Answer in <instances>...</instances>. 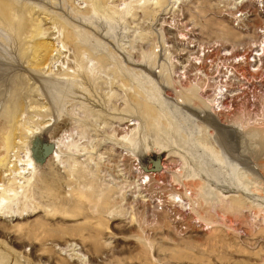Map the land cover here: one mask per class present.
Here are the masks:
<instances>
[{
    "label": "rangeland",
    "instance_id": "374dc122",
    "mask_svg": "<svg viewBox=\"0 0 264 264\" xmlns=\"http://www.w3.org/2000/svg\"><path fill=\"white\" fill-rule=\"evenodd\" d=\"M10 1L56 4L49 11L84 29L70 19L88 8L83 0ZM157 1L99 6L107 16L121 13L102 25L111 38L97 41L106 43L111 59L105 67L90 62L92 87L42 81L75 64L72 50L62 52L64 28L49 14L34 17L41 30L36 41L52 47L38 67L23 58L27 39L17 26L0 25V115L15 93L23 107L5 163L29 158L39 176L62 177L60 186L41 189L51 197L39 212L2 216L0 264H264V87L256 84L264 79V58L258 73H244L252 86L243 96L256 95L259 104L248 113L241 98L228 117L210 112L198 72L205 68L194 61L205 49L233 56L259 44L264 0L263 8L255 0ZM246 8L254 9V18L235 22ZM56 96L70 102L60 108ZM132 116L137 133L121 147L117 135L136 127ZM62 144H73L74 161Z\"/></svg>",
    "mask_w": 264,
    "mask_h": 264
},
{
    "label": "bare ground",
    "instance_id": "6f19581e",
    "mask_svg": "<svg viewBox=\"0 0 264 264\" xmlns=\"http://www.w3.org/2000/svg\"><path fill=\"white\" fill-rule=\"evenodd\" d=\"M23 1L27 2V0H23ZM31 1H34V2L37 1L38 2V1H45V0H31ZM255 1L257 3H260V0H255ZM83 2L88 4V8L86 7L85 10L79 12L78 14L76 13L75 15L71 16L72 18H70V19H71V21L76 23L77 26L84 27V29H86V30H84V29L83 30H81V29L76 30L75 29L76 27L74 28L73 25L70 24V22H65L64 19L62 18V16L58 14V12L55 13V12L49 11L48 7L56 10L57 9L56 4H53V3L49 4L48 2H44V6L46 7L45 8L43 6L39 7L38 5H36L34 3H31L30 5H29V3H25L28 5V7L27 6L25 7L24 5H23V7H21V6L17 7L15 5V3H12L10 0H0V25L9 27L10 29L13 26L14 27L17 26V30H18V32H20L19 34H21V36L24 35V38L27 39V41L24 40V42H23L24 43L23 45L27 46L25 48L26 53L23 52V54H24L23 58L25 57L27 59V62H29V64L33 67H38V66L46 63L48 58H49L50 53L52 52V47L49 44L39 43L36 41L37 40L36 37L41 34V30L38 28V23L36 20H34V17L36 15L38 17L39 13L45 14V15L49 14L51 16V18L53 19L54 25L59 24V26L64 28L63 29V37H62V40L64 42L61 45V48L63 50L62 52H65L64 51L65 49L66 50L68 49V51L72 50L71 53H73V59H75V64L72 67V66H69L67 63V66L65 69L60 67V69L58 70L57 73H54L53 76H50L48 79H44L42 81L53 80L58 85H60V84L72 85L73 84V86H75V87L78 85L79 86L86 85L87 87L88 86L92 87V85H94V83L91 80L89 71L91 73V70H92L91 68H93V67L89 66L90 62L92 60H97L98 63L100 64V66L105 67L108 60L111 59L108 55V52H109V51H107L108 49L106 50V43L104 42V41H108L107 39L111 38V37L108 33L109 31L108 32L105 31V33H102V30H103L102 25L106 26L108 24L107 23L108 19H110L112 21L113 20L116 21V18L120 16L121 12H119L117 10L112 11V13H109V16H107L106 13L103 14V10L101 11L99 6L102 4H105L107 2V0H83ZM157 2H158L157 3L158 5L161 3L163 4V0H158ZM21 4H24V3H21ZM63 5H62V7L64 8ZM23 9L25 12L23 11ZM26 14H28L29 16H27ZM66 18H68V17H66ZM28 26H30L31 29L28 31H25V27H28ZM68 26H70V27H68ZM61 27H60V29H61ZM11 34H13V33H11ZM96 37H98V38H96ZM98 39H101V40L103 39L104 40L103 43L101 41H97ZM112 41H114V39H112ZM61 42H60V44H61ZM60 51H61V49L60 50L58 49L59 53H60ZM128 60H129L128 61L129 64L134 65V62L131 61L130 58H128ZM68 62L70 63V61H68ZM130 67H132V66H130ZM31 77L33 80H36L35 75H32ZM120 77H121V81H122L123 78L125 77V75H123V76L121 75ZM78 79H80V80H78ZM14 81H15V79H14ZM77 83H78V85H77ZM14 85L19 86L20 82H19V84L14 83ZM62 85H61V87H62ZM101 85H102V83H97L96 86H94L95 90H96L97 86H101ZM46 86L47 85L45 84V87ZM121 87H124L123 82L121 84ZM136 87H138V86L136 85ZM15 88H16V86H15ZM84 88H85V89H83V95H85L84 100L89 102L90 99L87 97V93H86L87 88L86 87H84ZM46 89H47L46 99L50 101V99H52V96L48 94L49 90L47 87H46ZM140 90H142V89H140ZM140 90L139 89L136 90V94H135L136 96L140 95ZM15 94H14V96L12 95V97L7 100V102H6L7 104L3 108L1 115H0V117L2 118V120H0V132L4 129L10 130V131L7 130V132H4V133H0V147L1 148L3 147L4 148L3 151H5V154L0 157V168H1V170H2V167L4 168V166H6V167L8 166L7 163H5L6 159H7L6 158L7 153L10 151L12 152L14 149V144H13L14 143V141H13L14 133H12L13 130H11V129L13 128V126L16 123V117L19 114L18 112L23 109L22 101L20 99H16ZM55 100L58 102L57 106L60 108H61L62 104H64L65 102H70V100L68 101V99H66L62 96H56ZM91 101L93 103V100H91ZM94 103H95L94 104L95 106L101 105L99 103V101H95ZM205 103L206 102L203 101L204 105H205ZM227 104L228 103H225L223 105H227ZM1 106H2V104H1ZM138 106L139 107L141 106L140 100L138 101ZM100 107L102 108V106H100ZM117 120H118V122L124 124L123 119L117 118ZM130 121H133L130 124V126L136 125V127L132 128L131 130L128 131V133H125L121 136L117 135V137H119V138H117L119 141L118 143L121 145V147H125V145L130 144L133 141V138L137 133L138 123H137L136 117L132 116V119ZM134 121H136V122H134ZM66 145L65 146L67 148L65 149V147L62 144V146L64 147V150L61 149L60 146L59 147L57 146L58 151L60 149L63 150V152L66 153L67 158L74 161L75 153H72V151H70V149H69L70 146L72 148L73 144H70V145L66 144ZM67 149L72 154H70L67 151ZM18 162L20 163L19 165H17L15 163L13 166L7 167L6 170L0 174V180L4 183V184L0 185V219L5 214L6 215L9 214L10 215L9 217H14L16 220V219L20 218L21 216H23L24 212L26 213L27 216H29L30 214H35V213L39 212L40 208H42V206L44 205L43 204L44 200L51 197V195H49L50 192L49 193L46 191L43 192V191H41V189H44V188L46 189L47 188L46 186L51 185V184H53L54 186H60L61 185L60 180L62 177L60 175V172L58 173V170H57L58 179L59 178L60 179L59 180H52L48 177L39 176L35 166L32 164L31 159L26 158V160H24V159L21 160L19 158ZM51 163H54V161L52 160ZM73 164H74V162H73ZM7 172H9V173H7ZM68 172L71 175H74V176L77 175V172L74 169H72ZM37 174L39 177L37 176ZM143 178L148 179V177H146V176H143ZM36 188H38L37 190H39V191H36ZM62 200H64V199H62ZM11 213H13V215H11ZM38 237H42V235L38 234L36 238L38 239Z\"/></svg>",
    "mask_w": 264,
    "mask_h": 264
},
{
    "label": "built area",
    "instance_id": "2783aa9c",
    "mask_svg": "<svg viewBox=\"0 0 264 264\" xmlns=\"http://www.w3.org/2000/svg\"><path fill=\"white\" fill-rule=\"evenodd\" d=\"M262 2L263 0H260V3H255L254 6L263 8ZM242 10L235 18V22H239L241 19L245 20L244 18H254V9L251 11L247 8ZM260 13L264 14V9L260 10ZM261 37L262 41L257 45H253L249 51L239 49L241 52L233 56L223 50L218 51L214 48H209L201 51L204 55L203 57L201 56V59L195 57L196 65H202L206 70L201 69L198 72H200V76L203 79V87H208L206 97L208 98L210 112L213 115L230 116L232 112H236L235 103L240 101L241 98H244L248 113L252 112V109L259 104L258 100L261 99L260 97L257 99L256 95H252L247 98L243 95L247 93L249 86H252L244 73H258L261 60L264 58V33H261ZM261 78H264V73ZM263 81L264 79L257 80L256 84L260 88L264 87ZM225 103L228 104L223 105Z\"/></svg>",
    "mask_w": 264,
    "mask_h": 264
}]
</instances>
